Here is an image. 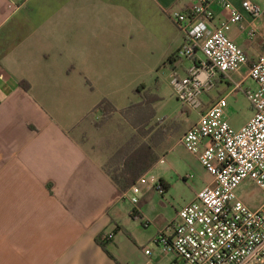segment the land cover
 Instances as JSON below:
<instances>
[{
  "label": "crops",
  "instance_id": "obj_1",
  "mask_svg": "<svg viewBox=\"0 0 264 264\" xmlns=\"http://www.w3.org/2000/svg\"><path fill=\"white\" fill-rule=\"evenodd\" d=\"M194 1L0 0V264H177L161 237L172 235L179 209L213 182L181 141L197 120L161 119L156 110L153 120L167 122L157 138L160 159L134 192L120 190L107 172L113 151L95 148L105 126L95 119L103 98L117 108L111 119L126 96L132 100L138 82L117 84L123 70L147 52L160 63L179 50L185 33L173 13ZM230 1L243 11V26L228 34L251 63L264 50V17L255 21L242 0ZM176 57L164 65L186 74L192 59ZM203 59L194 58L198 66ZM213 79L203 107L254 85L247 66ZM252 114L250 105L246 122Z\"/></svg>",
  "mask_w": 264,
  "mask_h": 264
},
{
  "label": "built area",
  "instance_id": "obj_2",
  "mask_svg": "<svg viewBox=\"0 0 264 264\" xmlns=\"http://www.w3.org/2000/svg\"><path fill=\"white\" fill-rule=\"evenodd\" d=\"M214 4L222 5L226 14H217ZM241 5L253 20L264 17V5L253 0H242ZM173 18L185 33L178 54L193 63L186 74L173 73L171 83L181 103L200 113L181 141L198 156L213 182L179 209L172 235L160 241L175 252L177 264H261L264 201L251 208L239 197L238 188L247 178L264 188V50L249 63L245 50L229 36L233 25L243 26V11L230 0H195L188 8L175 11ZM213 20L215 24H211ZM197 51L204 56L200 66L194 60ZM243 66H247V76L254 82L243 87L253 114L235 129L225 119V97L211 101L207 107H203L202 98L214 87L217 72L228 74ZM144 175L131 190L140 191L139 183L147 180ZM150 180L164 191L157 178ZM137 199L132 197L134 202ZM107 237L112 238L113 232ZM145 251L149 253L150 249Z\"/></svg>",
  "mask_w": 264,
  "mask_h": 264
},
{
  "label": "rangeland",
  "instance_id": "obj_3",
  "mask_svg": "<svg viewBox=\"0 0 264 264\" xmlns=\"http://www.w3.org/2000/svg\"><path fill=\"white\" fill-rule=\"evenodd\" d=\"M197 53L201 54L200 51H197ZM167 58L160 63H155L152 54L147 52L129 70H123L122 75L117 80V84L124 86L126 81L132 78L137 80V86L143 83L145 84L146 90L148 92L159 95L161 98L156 103L155 108L158 111V116L161 119L168 116H172L174 118L182 116L184 117L186 123L188 121H196L200 116L199 110L191 108L187 105H183L176 96L175 89L171 83V78L174 72H172V68L170 66L164 65V63L167 61ZM137 86L134 87L129 94L131 95L132 100L128 101L127 96L123 100L124 102L122 105L124 106L119 107L120 110L117 111V116L100 123V125L105 124L106 127H103L104 129L102 131V139H99L98 143L95 144L96 149H105L109 152L114 151L115 148L123 143L133 131V128L123 116L122 112L131 101H138L141 99V95L136 92ZM226 98L228 101V106L225 109V119L231 126L239 127L246 122L249 116L250 102L245 94L241 91L228 93ZM99 120L95 119V124ZM154 122H160L158 123L159 128H162V126L167 123H161L160 120H153L152 123ZM171 124H173L175 128L178 127L176 121L172 122ZM239 197L243 200H247L248 205L253 208L264 200V188L259 187L251 179L247 178L243 180L240 185ZM261 264H264V259L263 263Z\"/></svg>",
  "mask_w": 264,
  "mask_h": 264
},
{
  "label": "trees",
  "instance_id": "obj_4",
  "mask_svg": "<svg viewBox=\"0 0 264 264\" xmlns=\"http://www.w3.org/2000/svg\"><path fill=\"white\" fill-rule=\"evenodd\" d=\"M177 54L178 50L169 55L167 61L176 60ZM19 83L23 88L29 89L30 84L27 80L21 79ZM136 92L141 95V99L132 101L122 112L133 131L109 155L105 164L107 172L122 191L130 189L160 159L156 148L157 138L163 127L159 128V122L152 123V121L156 116L155 103L161 97L148 92L143 83L137 86ZM96 108L102 114L100 120L96 122L97 126L110 119L112 113L117 110L108 98H103ZM98 240L105 246L102 236Z\"/></svg>",
  "mask_w": 264,
  "mask_h": 264
}]
</instances>
